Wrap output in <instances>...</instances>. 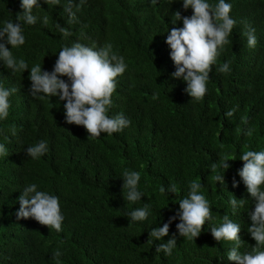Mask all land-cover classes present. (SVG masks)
I'll return each mask as SVG.
<instances>
[{"label":"trees","instance_id":"trees-1","mask_svg":"<svg viewBox=\"0 0 264 264\" xmlns=\"http://www.w3.org/2000/svg\"><path fill=\"white\" fill-rule=\"evenodd\" d=\"M227 2L236 25L198 102L185 92L186 82L171 76L175 66L165 43L168 30L182 27V20L172 24L174 13L192 14L182 0H85L78 11L74 6L77 23L68 22L66 0L57 6L41 0V8H34L38 17L48 16V23L38 19L24 25L25 44L13 49L14 56L29 68L41 63L42 70L51 71L64 45L111 43L128 67L117 77L109 115L123 112L131 124L91 139L83 126L65 122L64 101L29 94L28 70L13 73L0 64V83L17 89L9 98V116L0 121V143L9 153L0 158V264H235L226 258L229 245L215 241L208 228L229 215L241 225V250L247 248L244 233L253 205L237 173L244 151L264 149V0ZM19 12V0H0V26ZM57 25L71 35L64 37ZM248 26L258 41L252 48L244 35ZM224 62L230 65L227 73L218 71ZM232 108L234 115L226 117ZM40 140L48 142V152L33 160L24 149ZM233 158L227 161L225 187L219 185L214 176ZM126 168L141 176L145 196L135 205L122 195ZM192 181L202 184L214 219L205 222L194 242L177 237L172 255L165 256L155 251L161 241L151 243L149 232L175 214ZM30 183L59 197L61 232L33 218L17 219L18 197ZM170 184L178 191L169 197L160 187ZM232 196L246 200L235 214L228 204ZM145 202L152 209L148 219L128 224L127 212ZM178 222L172 221L163 242L176 233ZM57 248L63 253L59 259L53 257Z\"/></svg>","mask_w":264,"mask_h":264},{"label":"clouds","instance_id":"clouds-1","mask_svg":"<svg viewBox=\"0 0 264 264\" xmlns=\"http://www.w3.org/2000/svg\"><path fill=\"white\" fill-rule=\"evenodd\" d=\"M85 0H66L64 7L69 23H77L79 5ZM158 0H150L156 4ZM44 4L57 6L61 0H43ZM21 12L15 20L9 19L0 26V64L6 66L13 73L29 71V94L33 98L44 99L56 97L64 101V120L67 124L83 126L88 137L97 139L101 133L111 136L119 133L131 124V120L123 112L109 115L113 104L112 95L117 87V77L122 76L127 70L125 58L113 51L111 43L102 46L87 45L79 41L70 46L64 45L58 51L57 59L51 71L42 70L41 63L29 68L24 59H17L13 49H19L25 44L24 25H34L40 19L43 24L48 23V16L38 17L34 14V8H41V0H19ZM184 9H191V16L181 17L179 11L175 12V20L172 24L182 20V27H172L168 30L165 43L168 45L169 56L175 71L171 76L186 82L185 92L194 101H200L207 93V82L212 66L216 63L224 46L229 44V37L236 25V20L230 15L232 5L227 0H182ZM64 37L71 32L59 25ZM249 48L257 45L255 29L248 26L244 32ZM10 46V47H9ZM230 65L224 62L218 68L219 72H229ZM66 77V79H64ZM17 91L16 88H7L0 83V121L7 119L11 106L10 96ZM155 98V97H154ZM236 109L232 108L225 113L226 117H232ZM26 155L33 160H38L48 152V142L40 140L26 147ZM8 149L4 143H0V158L8 156ZM224 160L220 167L222 174L214 176V181L225 187L224 172L230 167ZM243 162L238 170V176L245 185L250 197L252 210L248 212L250 223L246 233L247 248L241 250L245 244L241 225L229 215H223V222L219 226L208 228L215 241H226L229 250L226 254L228 261L235 264H264V149L247 150L240 156ZM216 167L215 163L212 165ZM122 195L125 201L135 205L141 202L145 196L139 186L140 172L124 169L121 173ZM233 186H236L235 182ZM187 196L178 200V209L169 217L162 226L151 228L149 236L151 243L161 241L156 245V252H163L165 256H171L177 246V237L194 242L201 234L205 222L210 223L214 217L211 211L210 201L201 191L202 184L192 181L188 185ZM178 189L175 184L168 187L161 186L160 192L169 196L175 195ZM245 199H237L234 196L228 201L233 214L244 207ZM19 208L16 212L17 219L33 218L40 224L62 231L64 215L61 212L59 197L50 192L40 190L36 183H30L23 187L19 197ZM150 203H142L128 211L126 217L128 224L144 222L151 214ZM173 220L176 223V233L172 234L166 242L162 238L169 234V225ZM62 251L57 248L53 257L59 259Z\"/></svg>","mask_w":264,"mask_h":264}]
</instances>
